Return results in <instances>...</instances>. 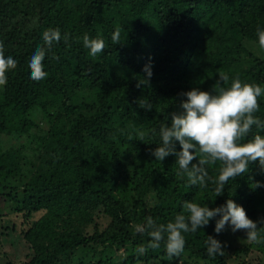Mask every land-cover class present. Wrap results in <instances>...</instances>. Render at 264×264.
I'll use <instances>...</instances> for the list:
<instances>
[{
    "label": "trees",
    "instance_id": "obj_1",
    "mask_svg": "<svg viewBox=\"0 0 264 264\" xmlns=\"http://www.w3.org/2000/svg\"><path fill=\"white\" fill-rule=\"evenodd\" d=\"M117 27L120 41L113 43ZM257 27L264 28V0H0V49L16 58L0 86V135L28 134L33 145L30 154L0 149V196L24 219L38 215L26 230L34 254L10 264H169L163 241L148 247L147 231L133 224L149 216L166 224L189 200L214 207L233 199L264 234V169L257 162L215 197L219 163L206 166L201 188L175 174L174 156L160 162L150 154L160 124L181 111L184 92H212L221 75L229 78L225 87L235 77L264 85ZM47 28H59L61 40L46 49L47 76L34 81L26 60L43 46ZM85 34L105 42L95 57L83 47ZM149 60L150 78L142 70ZM258 105L254 115L264 121V94ZM258 132L264 134L253 126L240 142ZM150 188L156 200L147 207ZM96 208L110 218L107 226L78 228ZM214 223L185 234L184 252L170 264H231ZM208 235L222 242V255L207 256ZM122 245L127 252L118 261Z\"/></svg>",
    "mask_w": 264,
    "mask_h": 264
},
{
    "label": "clouds",
    "instance_id": "obj_2",
    "mask_svg": "<svg viewBox=\"0 0 264 264\" xmlns=\"http://www.w3.org/2000/svg\"><path fill=\"white\" fill-rule=\"evenodd\" d=\"M257 43L264 50V28L255 30ZM120 29L111 33L113 43L120 41ZM43 46L37 45L28 55L26 63L29 68V78L39 81L47 76L43 70L42 61L46 49L54 42L61 40L59 28H47L41 33ZM83 47L88 55L95 57L104 50L103 38H90L85 34L82 38ZM16 58L5 55L0 49V86L5 83L6 69L14 66ZM146 77H151V61L143 66ZM227 76H218L220 82L213 86V91L191 88L183 93L186 99L180 102L181 111L170 113V120L161 123L158 129L159 143L150 150L155 160L163 162L166 157H175L176 175L187 177V183L192 186L206 187L208 181L207 165L220 164L212 191L215 197L225 190L232 178L247 172L250 162H257L264 169V134L256 133L250 139L248 136L252 127L264 130V121L254 115L258 110V97L264 94V85L242 82L239 77L231 80L229 86H223ZM144 82V81H141ZM142 107H150L141 104ZM177 144L179 148L177 149ZM185 213L177 214L166 224H157L152 217L145 218V224L138 228L147 231L150 237L148 247L160 248L163 241L164 258L170 262L185 249V234L195 233L208 225L215 218L213 231L217 234L227 226L233 233L243 230L246 240L264 243V234L257 227V222L246 215L245 209L233 199H227L223 204L209 207L185 201L182 204ZM264 225V220L261 221ZM205 252L208 257L223 254L222 242L212 235L206 236ZM143 251V248L139 249Z\"/></svg>",
    "mask_w": 264,
    "mask_h": 264
},
{
    "label": "rangeland",
    "instance_id": "obj_3",
    "mask_svg": "<svg viewBox=\"0 0 264 264\" xmlns=\"http://www.w3.org/2000/svg\"><path fill=\"white\" fill-rule=\"evenodd\" d=\"M242 82H250L249 79L240 78ZM30 133V132H29ZM32 137L28 134L18 132H5L0 135V149L10 150L11 148H22L26 153H31ZM6 181V180H5ZM3 186L0 183V193ZM155 190L152 188L145 193L143 202L147 203V207L153 206L155 202ZM138 210V208H137ZM38 217L33 215L30 220L23 218L21 213L11 212L9 203L0 196V264H10L19 262H28L34 254V246L28 242L26 238V230L31 221ZM91 220L87 223H79L78 228L83 229L87 233L100 232L104 229L110 218L105 215L99 208H96L91 215ZM135 230L142 226L140 223L133 224ZM222 236L227 244V253L230 255L231 264H264V250L259 249L257 243L252 244L246 240L243 230H237L233 233L227 226L222 231ZM126 246L122 245L117 250L118 261L126 255ZM192 259H188L186 263L191 264Z\"/></svg>",
    "mask_w": 264,
    "mask_h": 264
}]
</instances>
